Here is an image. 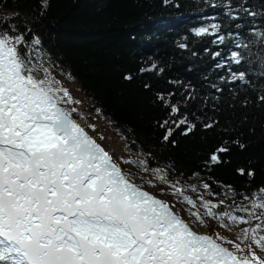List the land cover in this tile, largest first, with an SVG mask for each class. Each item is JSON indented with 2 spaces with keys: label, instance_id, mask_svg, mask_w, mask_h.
<instances>
[{
  "label": "snow or ice",
  "instance_id": "6c2138e0",
  "mask_svg": "<svg viewBox=\"0 0 264 264\" xmlns=\"http://www.w3.org/2000/svg\"><path fill=\"white\" fill-rule=\"evenodd\" d=\"M49 2L40 0V16L46 13ZM205 3L222 9L228 21L235 22V29L247 31L253 39L246 41L241 31L222 33L220 23L193 29L196 37H215L211 43L216 46L231 41L235 49H249L256 44L264 47V28L257 26V18L264 20V0L259 5L250 0ZM11 21L12 17H0V264H264V187L244 197L249 206L228 205L230 210L220 212L216 209L225 203L223 199L213 203L200 197L204 216L217 220L222 228L232 232V226L247 225L239 228L233 238L195 230L193 222L175 211L174 205L145 190L131 172L121 167V163L140 165L149 171L146 160L114 158L74 118L76 114L84 119L78 109L67 105L79 101L73 100L48 67L32 59V52L39 51L36 46L41 45L40 38L34 35L31 42L27 41L26 32H20ZM228 51L227 56L221 51L211 53L213 59L220 58L215 68L223 69L226 63L229 68L230 75L220 76V83H249L244 71L231 70L232 64L240 65L245 57L238 50ZM154 69L155 64L140 72ZM124 79L131 81L133 77L128 74ZM209 86L224 91L220 84ZM184 88L192 86L186 84ZM174 95L156 93V99L170 109L169 118L159 122V127L165 129V142L181 126H185V136L196 129L187 113L172 119L180 113L181 103H171ZM197 95L194 90L187 92L183 105L187 107ZM258 99L264 102V94ZM211 100L215 101L213 109L218 110L219 97ZM202 104L208 107L209 97H204ZM215 123L203 127L211 129ZM87 128L95 131V125L88 124ZM232 143L245 147L239 140ZM228 145L229 141H224L216 148L206 165L229 163L221 158L230 151ZM151 171L157 180L174 189L173 195L182 196L183 203L196 208V201L184 195L179 181H169L162 169ZM237 172L250 179L255 176L253 170L238 168ZM147 183L152 185V181ZM203 187L207 190L209 184ZM192 190L196 191L194 185ZM190 215L206 226L199 211Z\"/></svg>",
  "mask_w": 264,
  "mask_h": 264
},
{
  "label": "trees",
  "instance_id": "16d2710c",
  "mask_svg": "<svg viewBox=\"0 0 264 264\" xmlns=\"http://www.w3.org/2000/svg\"><path fill=\"white\" fill-rule=\"evenodd\" d=\"M250 3L259 5L261 0ZM14 13L19 16L13 17ZM39 13L40 0H0V17H12L19 31L26 32L27 41L34 35L40 38L33 61L43 63L51 75L55 72L75 82L89 110L114 129L130 156L146 160L149 171L162 169L169 181H179L183 189L209 184L207 191L225 201L217 212L230 210L228 205L249 206L244 197L264 187V102L258 99L264 94V47L235 49L231 41L216 46L211 43L215 37H196L192 30L220 23L222 33L241 31L246 41L253 39L247 31L235 29V22L228 21L222 9L211 8L205 0H50L46 13ZM214 16L217 19H211ZM257 26L264 28V20L257 18ZM229 48L245 57L231 70L244 71L249 83H220V76L230 75L229 68L227 63L223 69L215 68L220 58L213 59L211 53L221 51L227 56ZM153 64V71L140 72ZM128 74L131 81L124 79ZM211 83L220 84L224 91L217 92ZM186 84L192 88L185 90ZM193 90L197 99L185 107L182 101ZM170 92L175 94L171 103L181 102L180 113L172 119L187 113L196 129L185 136L181 126L165 142L159 122L169 118L170 109L156 99V93ZM213 96L219 97L218 110L211 106ZM204 97H209L208 107H203ZM213 121L218 122L213 128L203 127ZM236 140L245 147L232 143ZM224 141H229L230 151L221 158L229 163L206 165ZM238 168L253 170L254 178L240 175Z\"/></svg>",
  "mask_w": 264,
  "mask_h": 264
},
{
  "label": "rangeland",
  "instance_id": "374dc122",
  "mask_svg": "<svg viewBox=\"0 0 264 264\" xmlns=\"http://www.w3.org/2000/svg\"><path fill=\"white\" fill-rule=\"evenodd\" d=\"M52 76L60 82L62 87L69 91L74 101H79V103L67 105V107H74L78 109L79 113L83 115L84 119L79 117L78 122L84 125L86 130H88L89 133L93 135L97 141L110 152V154L114 156V158L120 157L122 160H137L126 152L121 137L114 131V129L108 125L101 116L89 110L88 102L82 92L77 88L75 82L55 72H52ZM88 124L95 125V131L87 128ZM101 136H103L104 139H101ZM121 167L125 171H129L134 175L136 183L143 185L146 190L151 191L160 199L167 201L170 205H174V210L185 219L192 221L193 226L197 231L205 232L209 227V234L219 232L221 235L233 238L234 233L239 231V228L247 227V225H240L239 228L232 226L233 231L229 232L226 228H222L217 220L204 216L206 210L202 207L200 197L203 196L204 199L211 200L213 203H218L219 198L213 194L209 195V192L204 189L203 184L195 186L196 191L192 190V186H188L184 189V195H187L196 201V208H192L191 205L182 202V196L173 195L174 189L171 188L169 184L162 183L157 180L152 171H144L140 165L121 163ZM147 181H152V185H149ZM197 211L204 216L206 226H201L196 223L195 218L190 215V212Z\"/></svg>",
  "mask_w": 264,
  "mask_h": 264
},
{
  "label": "bare ground",
  "instance_id": "6f19581e",
  "mask_svg": "<svg viewBox=\"0 0 264 264\" xmlns=\"http://www.w3.org/2000/svg\"><path fill=\"white\" fill-rule=\"evenodd\" d=\"M194 229L196 230V228L194 227ZM208 229H209V227L207 228V230L205 231V232H207L208 233ZM199 232H201V231H199ZM209 234V233H208Z\"/></svg>",
  "mask_w": 264,
  "mask_h": 264
}]
</instances>
